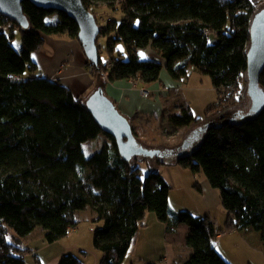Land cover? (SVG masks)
<instances>
[{
	"label": "trees",
	"instance_id": "16d2710c",
	"mask_svg": "<svg viewBox=\"0 0 264 264\" xmlns=\"http://www.w3.org/2000/svg\"><path fill=\"white\" fill-rule=\"evenodd\" d=\"M82 1L97 21L98 15L123 14L121 22L114 17L104 26L98 22L109 57H100L97 65L87 58L95 80L106 76L112 82L151 84L164 68L182 82L192 69L211 76L219 100L207 109L205 119L182 104L167 116L173 129L189 131L182 142L152 147L132 127L138 146L150 152L141 160L153 157L158 166L204 173L220 192L226 225L218 229L209 215L172 210V187L160 171L144 176L141 157L121 154L84 98L44 76L33 53L44 45L45 36L78 40L79 25L65 12L26 0L27 29L0 12V264H26L33 249L21 246L22 238L40 226L46 241L54 243L76 228V212L88 208L100 222L94 229V246L102 252L99 264L124 263L148 212L172 231L179 224L190 227L187 244L193 253L180 264H232L214 244L220 234L253 228L264 241V98L256 112L235 110L241 104L237 97L243 78L248 89L254 1ZM15 30L23 37L20 50L10 41ZM122 44L125 53L118 49ZM149 47L156 57L143 59L139 50ZM259 85L264 95V69ZM99 86L104 90V84ZM101 134L107 139L94 151ZM34 256L36 264H43ZM58 264L86 263L69 253Z\"/></svg>",
	"mask_w": 264,
	"mask_h": 264
},
{
	"label": "crops",
	"instance_id": "0c3cea01",
	"mask_svg": "<svg viewBox=\"0 0 264 264\" xmlns=\"http://www.w3.org/2000/svg\"><path fill=\"white\" fill-rule=\"evenodd\" d=\"M45 38L46 43L44 47L35 51V55L33 53V57L38 62L44 76L52 80L61 81L64 85L69 86L76 96H82L85 101L100 84H104L105 95L114 102L120 112L130 120L131 124L134 120L141 123L140 120L142 118L153 120L165 118L173 111H178L179 105H186L183 99H179L181 94L179 95L178 93L187 85L178 89L182 81L173 79L165 68L161 72L160 79L151 84H144L141 80L134 81L131 79L112 82L107 80L106 76L95 80L86 66L87 57L78 40L68 38L57 39L52 36H45ZM139 54L143 59L156 57L150 47L144 50L140 49ZM64 61L68 64L66 69L61 68ZM143 88L148 91L147 94L142 92ZM168 166L180 167L178 165H166V167ZM195 186L200 187L199 184ZM215 195L219 197L218 202H213L205 194H201V198H197L199 201L193 203V207L186 205V207L181 208H186L185 210L189 209L194 215L200 214L195 212V210L199 209L201 210L199 212L203 213L197 216L209 215L215 226L218 229H223L226 225L227 213L221 208L220 194ZM189 233L190 227L187 224H179L176 230L172 231L169 229L167 223L160 221L157 216L150 214L148 221L143 220L142 226L134 238L132 244L133 252H129L132 255L128 256V253L126 259L131 257L132 261L130 264L183 263L193 253V249L187 244ZM225 235H228V237L238 235L240 241L246 243L249 249L261 252L264 259V241L262 240L260 231L249 228L223 233L217 237L214 244L218 251L232 264H237L232 259H229L226 254L230 252L231 248L237 250L240 243L235 238L226 242L227 238H224ZM229 247L230 249H228ZM224 250H226V253ZM82 259L86 263V260ZM248 260L250 258L246 260V263L251 264V261ZM125 261L123 264L126 263Z\"/></svg>",
	"mask_w": 264,
	"mask_h": 264
},
{
	"label": "rangeland",
	"instance_id": "374dc122",
	"mask_svg": "<svg viewBox=\"0 0 264 264\" xmlns=\"http://www.w3.org/2000/svg\"><path fill=\"white\" fill-rule=\"evenodd\" d=\"M253 1L256 5V10L264 8V0ZM108 17H114L117 21L121 22L123 19V14L121 11H117L111 12L107 15H98V22L104 26L107 24V21H110ZM6 32L8 34L10 33L9 30H6ZM212 40L216 41V37H212ZM10 41L12 46L18 50L23 47V37L21 32L18 30H15L14 38H11ZM98 44L100 57L103 61H106L109 57L106 38L99 36ZM43 47L44 45L41 47V49ZM118 49L121 50V53L126 52L125 46L123 44L120 45ZM67 65L68 64L64 61L61 65V68L66 69ZM182 83L183 84L179 86V89L184 85L187 86L178 93L179 95L181 94L179 99H183L184 103L191 107L195 117L205 119L207 115V109L210 106L217 104L219 100V95L213 86L211 76L192 69L190 71L189 77ZM240 91L241 93L238 95L237 100H241V104L235 107V110L243 109L247 111L251 106V102L249 95L247 94L248 90L246 89L244 78L240 83ZM166 118L167 116L165 118H158L154 120L142 118L140 120L141 123H138V121L134 120L132 124L133 127L138 131L140 139L145 144L152 147L158 146L160 144L168 145L182 142L188 135L189 131H187V129H173L168 124ZM106 139L107 137L104 134H101L98 137V140H96L94 143V151L98 149L97 143L99 144ZM84 148L86 150V154L89 155L90 152L88 145H85ZM141 156L143 157L144 155L142 154L139 157ZM142 157L140 158L139 165L143 169L144 176L152 170H158L162 175L164 174L163 176L171 185L172 189L170 206L172 210L179 212L185 210L186 208L181 207H186V205H191L190 207H193V203H197L199 201L197 198H199L201 194H205L213 202H218L219 197H216L215 194H220V192L210 185L203 172L193 174L192 171L185 170L180 167L158 166L156 160L153 157H149L147 160H141ZM196 184H199L200 187L195 186ZM199 211L201 210H195V212L200 213L197 215H201L203 213ZM150 214L156 216L155 213L148 212L144 221H148ZM96 218L97 215L91 208L77 211L76 219L79 223L76 228H73V230L70 231L67 236L54 243L47 242L45 238V231L42 227L37 226L29 235L22 238L20 241L21 246L30 247L33 249V252L26 255V263L36 264L34 255H37L43 264H58L62 255L71 253L84 258L87 264H99L102 258V252L96 249L94 246V229L100 223L96 221ZM224 238H227L226 242L235 238V240L240 243L237 250L231 248L230 252L226 254L229 259H232L237 264H247L246 260L250 258L248 261H251V264H264V259L261 252L249 249L246 243L240 241L238 235L233 237H228V235H225ZM228 249H230V247ZM131 251L132 248L130 252ZM224 251L226 253V250ZM131 255L132 254L129 253L128 256ZM128 258L126 259L125 264L131 263V257Z\"/></svg>",
	"mask_w": 264,
	"mask_h": 264
},
{
	"label": "water",
	"instance_id": "95a60500",
	"mask_svg": "<svg viewBox=\"0 0 264 264\" xmlns=\"http://www.w3.org/2000/svg\"><path fill=\"white\" fill-rule=\"evenodd\" d=\"M26 0H0V12L18 22L24 29L29 28L30 20L23 10ZM39 7L67 13L79 25L78 40L86 57L98 64L100 60L98 38L100 26L94 13L89 11L82 0H30ZM251 43L248 50V91L251 106L243 115L251 114L262 107L264 95L260 88V76L264 69V8L256 12L251 22ZM86 105L94 115L104 133L112 136L124 157L150 155L138 146L130 120L124 116L109 99L102 87H98L87 99Z\"/></svg>",
	"mask_w": 264,
	"mask_h": 264
},
{
	"label": "built area",
	"instance_id": "2783aa9c",
	"mask_svg": "<svg viewBox=\"0 0 264 264\" xmlns=\"http://www.w3.org/2000/svg\"><path fill=\"white\" fill-rule=\"evenodd\" d=\"M182 84H183V83H181V85H182ZM178 89H179V88H178ZM142 92H143L144 94H147L148 91H147L146 89L143 88V89H142Z\"/></svg>",
	"mask_w": 264,
	"mask_h": 264
},
{
	"label": "snow or ice",
	"instance_id": "6c2138e0",
	"mask_svg": "<svg viewBox=\"0 0 264 264\" xmlns=\"http://www.w3.org/2000/svg\"><path fill=\"white\" fill-rule=\"evenodd\" d=\"M141 55H143V53H141Z\"/></svg>",
	"mask_w": 264,
	"mask_h": 264
}]
</instances>
